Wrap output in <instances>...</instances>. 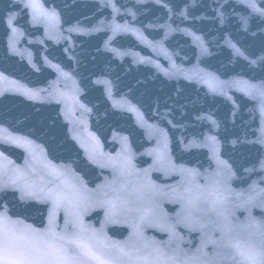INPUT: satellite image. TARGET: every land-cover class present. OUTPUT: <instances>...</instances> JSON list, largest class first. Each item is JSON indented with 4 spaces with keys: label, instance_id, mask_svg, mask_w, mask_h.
Masks as SVG:
<instances>
[{
    "label": "water",
    "instance_id": "95a60500",
    "mask_svg": "<svg viewBox=\"0 0 264 264\" xmlns=\"http://www.w3.org/2000/svg\"><path fill=\"white\" fill-rule=\"evenodd\" d=\"M0 264H264V0H0Z\"/></svg>",
    "mask_w": 264,
    "mask_h": 264
}]
</instances>
